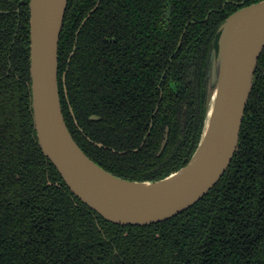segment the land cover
<instances>
[{
  "label": "trees",
  "instance_id": "trees-1",
  "mask_svg": "<svg viewBox=\"0 0 264 264\" xmlns=\"http://www.w3.org/2000/svg\"><path fill=\"white\" fill-rule=\"evenodd\" d=\"M31 0H0V264H264V48L234 158L180 213L121 224L85 204L39 144ZM262 0H69L59 46L67 125L131 180L185 166L201 140L221 25Z\"/></svg>",
  "mask_w": 264,
  "mask_h": 264
},
{
  "label": "water",
  "instance_id": "water-1",
  "mask_svg": "<svg viewBox=\"0 0 264 264\" xmlns=\"http://www.w3.org/2000/svg\"><path fill=\"white\" fill-rule=\"evenodd\" d=\"M69 0H31V91L39 144L71 190L105 218L150 224L205 196L236 153L264 48V0L242 7L219 28L210 57L202 136L189 162L156 180H131L93 160L72 135L59 87V46Z\"/></svg>",
  "mask_w": 264,
  "mask_h": 264
},
{
  "label": "flooded vegetation",
  "instance_id": "flooded-vegetation-1",
  "mask_svg": "<svg viewBox=\"0 0 264 264\" xmlns=\"http://www.w3.org/2000/svg\"><path fill=\"white\" fill-rule=\"evenodd\" d=\"M259 60V59H258ZM257 66H258V63H257ZM256 69H257V67H256ZM255 72H256V70H255ZM245 116V115H244ZM243 123V122H242ZM35 127H36V125H35ZM241 129H242V127H241ZM37 131V130H36Z\"/></svg>",
  "mask_w": 264,
  "mask_h": 264
}]
</instances>
